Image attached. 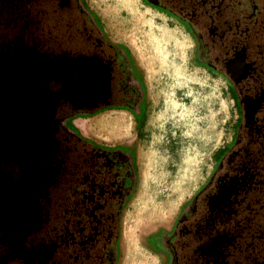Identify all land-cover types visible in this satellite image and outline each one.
<instances>
[{"label":"flooded vegetation","instance_id":"obj_1","mask_svg":"<svg viewBox=\"0 0 264 264\" xmlns=\"http://www.w3.org/2000/svg\"><path fill=\"white\" fill-rule=\"evenodd\" d=\"M194 1L186 26L197 57L208 54L203 63L225 77L237 116L229 143L156 244L166 264H264V5L245 0L231 21L227 0ZM85 11L82 0H0V56L30 51L91 60L97 63L92 73L106 86L102 100L85 104L66 96L62 83L37 77L41 88L61 96L43 149L0 153V264H115L118 207L133 181L122 182L117 157L107 150L114 147L100 146L106 151L87 158L62 126L72 110L125 103L136 114L141 104L130 95L123 51L110 45ZM53 30L64 33L66 43L47 39L44 48L35 41L38 31L48 36ZM71 71L72 82L82 77Z\"/></svg>","mask_w":264,"mask_h":264},{"label":"rangeland","instance_id":"obj_2","mask_svg":"<svg viewBox=\"0 0 264 264\" xmlns=\"http://www.w3.org/2000/svg\"><path fill=\"white\" fill-rule=\"evenodd\" d=\"M82 4L95 16L106 39L127 52L130 82L141 98V113L135 114L140 141L131 117L122 110L74 119L75 128L66 125L78 136L81 132L95 139L81 137L96 145L125 144L136 153L130 150L134 185L122 205L115 261L156 264L145 249L146 234L168 226L175 208L208 176L217 151L232 137L236 104L225 77L198 60L194 36L174 17L142 0H82ZM54 33L48 40L61 45Z\"/></svg>","mask_w":264,"mask_h":264},{"label":"water","instance_id":"obj_3","mask_svg":"<svg viewBox=\"0 0 264 264\" xmlns=\"http://www.w3.org/2000/svg\"><path fill=\"white\" fill-rule=\"evenodd\" d=\"M61 60L30 51L0 57V148L47 145L54 126L52 110L61 95L41 88L37 77L52 79L57 72L53 66Z\"/></svg>","mask_w":264,"mask_h":264},{"label":"trees","instance_id":"obj_4","mask_svg":"<svg viewBox=\"0 0 264 264\" xmlns=\"http://www.w3.org/2000/svg\"><path fill=\"white\" fill-rule=\"evenodd\" d=\"M255 1V0H254ZM253 1V3H254ZM257 2H259L261 5H264V0H256ZM145 2V1H144ZM226 13H229V20H235L237 19V15H239L242 11H243V3L245 2V0H227L226 1ZM27 3V2H26ZM146 4H148L147 2H145ZM251 3V6L252 4ZM149 5V4H148ZM22 7H26V4L22 3ZM155 7V6H154ZM195 7V1L194 0H161V4H159L158 9H160L161 11L167 13L168 15H173L174 17H176L178 19V21H180L182 24H184L185 26L187 25L190 28V22L192 21L191 19L189 20V18L187 17L188 15H190V11L193 10ZM263 7V11L260 12L262 15H264V6ZM86 14H89V16L93 19V21L95 22L97 29L100 30V26L98 25V23L95 20V16H93V14H91L89 11H85ZM263 20V19H262ZM186 26V27H187ZM189 30V29H188ZM37 32V31H36ZM57 31H55L54 36L57 38V42H62V44L66 43L65 38H64V33L57 34ZM36 34L35 32L33 33V35ZM53 38V37H52ZM25 39H28V37H25ZM30 40L32 38H29ZM35 41H39L40 42V46L46 48L47 46V39L48 36L44 34V32H37L36 36L34 37ZM59 39H62L59 40ZM51 40V39H50ZM53 41V39L51 40ZM111 46L123 51V55H124V59L127 61V52L125 49H123L119 44L117 43H110ZM203 59L200 57H197L198 60L203 63V62H207L209 61L208 54L206 53H202ZM210 55V53H209ZM204 66H206L203 63ZM207 67V66H206ZM129 68V66H128ZM208 68V67H207ZM210 69V68H209ZM130 71V70H129ZM131 87H129L131 89L130 91V95L133 97V102H135L138 97V90L136 89V87L134 85H130ZM58 86H56L57 88ZM51 92H55L54 89H50L48 88ZM139 100L141 101V98L139 97ZM124 104H110L107 106H99L98 108H93V109H85V110H72L69 112V114L67 115V117L73 116V115H81V114H89V113H94L99 109H111V108H115V109H126ZM142 109V108H141ZM141 113V112H139ZM139 113H137V115H140ZM67 121V120H66ZM66 124V122H65ZM63 124V128L66 131V133H68L69 138L72 139V143L75 144V146L77 147L75 149V151H85L84 154L85 157L89 158L94 152L95 150H102V151H106L104 149L107 148H103L100 146L95 145L92 142H89L81 137H79L78 135H76L75 133H73L69 127H67V125ZM80 148V150L78 149ZM107 150H111L112 155L114 154V156L116 155V161H117V165L119 166V171L121 174V180L124 183H133L134 184V175H135V170H134V163H133V157L132 154L127 151L126 149L123 148H111V149H107ZM220 151V149L218 150ZM217 151V152H218ZM83 156V157H84ZM130 195V194H129ZM129 195L126 197L128 198ZM123 205V204H122ZM122 206L119 204V208H121Z\"/></svg>","mask_w":264,"mask_h":264},{"label":"bare ground","instance_id":"obj_5","mask_svg":"<svg viewBox=\"0 0 264 264\" xmlns=\"http://www.w3.org/2000/svg\"><path fill=\"white\" fill-rule=\"evenodd\" d=\"M111 1V0H110ZM110 4V3H109ZM107 4V5H109ZM128 4V3H127ZM111 5V4H110ZM131 5V4H130ZM121 7V6H120ZM124 9V8H123ZM129 9V8H127ZM126 10V7L125 9ZM130 10V9H129ZM132 10V9H131ZM127 11V10H126ZM140 11V10H138ZM132 12V11H131ZM135 12V11H134ZM125 13V11H124ZM127 13V12H126ZM126 13L124 15H126ZM129 13V12H128ZM142 12H140L141 14ZM147 15V14H145ZM146 18V17H145ZM152 19V18H151ZM143 20V19H142ZM141 20V21H142ZM146 20V19H145ZM144 20V21H145ZM154 22V20H152ZM151 21V22H152ZM145 23V22H144ZM143 23V24H144ZM167 28V27H166ZM154 31V30H153ZM158 32V31H157ZM159 33V32H158ZM148 35V33H146ZM145 34V36H146ZM164 34V33H163ZM136 35H134L135 37ZM150 37V36H149ZM136 38V37H135ZM163 38V37H162ZM147 39V37H146ZM154 39V38H153ZM156 39V38H155ZM165 39V38H164ZM162 40V39H161ZM160 40V41H161ZM164 41V40H163ZM146 42V41H145ZM168 45V44H167ZM170 45V44H169ZM172 45V44H171ZM162 48V46H161ZM163 49V48H162ZM166 50V49H165ZM25 52V51H24ZM24 52L18 53L17 55L14 56H18ZM162 55V54H161ZM181 55V54H180ZM5 55H2L0 57H3ZM162 57V56H161ZM160 57V58H161ZM168 57V56H167ZM164 59V58H162ZM161 61V60H160ZM165 63V61H162ZM172 62V61H171ZM170 62V63H171ZM167 63V62H166ZM97 63H95L94 61H87V60H79V61H64L61 60V63L59 65H52L54 68H57V72L52 76L53 78L51 80L57 81L62 83L61 88L68 92L66 96H69L72 100L73 99H77L78 101L83 100V103L85 104H89L91 102H95L98 101L99 99L102 100L104 94H105V82L104 80L102 81L101 78L97 77V75H95L94 73H92V70L94 67H96ZM169 65V64H167ZM99 66V65H98ZM97 66V67H98ZM71 70H75V71H80L82 73V77L77 79L76 81H71L70 78V72H72ZM174 72V71H173ZM45 74V73H44ZM180 74V73H179ZM44 76V75H42ZM45 78V77H44ZM47 79V78H45ZM179 81V79H178ZM101 96V97H98ZM186 112V111H185ZM43 145L42 146H38L37 144H32V145H23L21 146L20 149H7L5 148H0V153H10V151L12 153H22L24 154V152H35V151H40L41 149H43ZM28 155V154H27ZM128 231H124V235L126 238ZM131 237V236H130ZM133 238V235H132ZM128 239V238H127ZM129 250V249H128ZM132 264V263H131ZM136 264V263H135Z\"/></svg>","mask_w":264,"mask_h":264},{"label":"crops","instance_id":"obj_6","mask_svg":"<svg viewBox=\"0 0 264 264\" xmlns=\"http://www.w3.org/2000/svg\"><path fill=\"white\" fill-rule=\"evenodd\" d=\"M108 40V39H107ZM110 41V40H109ZM111 42V41H110ZM104 110H110V109H101L97 112H94V113H89V114H81V115H73V116H70L66 123L67 125L68 124H72L73 127L75 128L74 126V119H77V118H87V117H90V116H93V114H96L100 111H104ZM111 110H122V111H125V113H127L129 115V117H131L133 123H134V131H135V137L138 139L137 137V125L139 124L137 122V119L135 118V114H132L130 111H128L127 109H115V108H111ZM139 113V112H138ZM78 130V129H77ZM79 131V130H78ZM79 136L80 137H84V138H90L92 141H95V139H92L91 137L87 136V135H84L82 134L81 132H79ZM139 140V139H138ZM91 141V142H92ZM140 141V140H139ZM93 143V142H92ZM96 145V144H95ZM99 145H105L107 147H114V148H123V149H126L127 151H129L131 153L130 150H132V152L135 154L136 156V153L134 152V150L129 147L128 145H125V144H119V143H116V144H99ZM134 185V184H133ZM197 189V188H196ZM195 189V190H196ZM193 190L188 198L186 200H183L179 203V205L175 208V212L172 214V217H171V221H170V224L166 227H159L158 229H156L155 231H150L146 234V237H145V249L148 250L155 258L156 260V264H166L167 262V255L165 252H163L156 244V238H158L160 235L164 234L165 232H169L170 229L172 228L173 226V223H174V220L175 218L177 217V215L179 214L181 208H182V205L185 204V202L191 197V195L194 193ZM132 191H133V188H132ZM132 193V192H131ZM122 210L120 211V215L122 213ZM120 218V216H119ZM118 223H119V220H118ZM117 238H118V234H117ZM155 239L154 243L151 241V239ZM142 256V255H140ZM141 258V257H140ZM115 264H116V261H115Z\"/></svg>","mask_w":264,"mask_h":264}]
</instances>
